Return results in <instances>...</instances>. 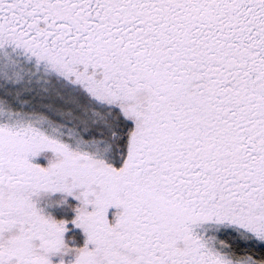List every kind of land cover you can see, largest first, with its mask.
<instances>
[{
    "label": "snow or ice",
    "instance_id": "1",
    "mask_svg": "<svg viewBox=\"0 0 264 264\" xmlns=\"http://www.w3.org/2000/svg\"><path fill=\"white\" fill-rule=\"evenodd\" d=\"M0 264H264V0H0Z\"/></svg>",
    "mask_w": 264,
    "mask_h": 264
}]
</instances>
